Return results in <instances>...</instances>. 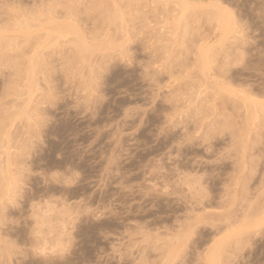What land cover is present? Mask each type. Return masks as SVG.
<instances>
[{
	"label": "rangeland",
	"instance_id": "1",
	"mask_svg": "<svg viewBox=\"0 0 264 264\" xmlns=\"http://www.w3.org/2000/svg\"><path fill=\"white\" fill-rule=\"evenodd\" d=\"M181 2L0 0V264H264V0Z\"/></svg>",
	"mask_w": 264,
	"mask_h": 264
},
{
	"label": "bare ground",
	"instance_id": "2",
	"mask_svg": "<svg viewBox=\"0 0 264 264\" xmlns=\"http://www.w3.org/2000/svg\"><path fill=\"white\" fill-rule=\"evenodd\" d=\"M182 1H184V0H182ZM183 3V7H184V5L186 4V0H185V3L184 2H181V4ZM225 5V4H224ZM224 5L222 6V7H218L217 9V11H215V13L217 14H215V19H216V21L215 22H217V24L219 25V28H221L223 31H224V33L225 34H227V33H234V31H235V33L237 32V27H236V21H235V19H234V16L232 15V11L230 10V9H227L228 7H224ZM221 6V5H220ZM183 7H182V9H183ZM222 31V32H223ZM206 44H208V45H210L209 43H206ZM204 45L203 47H201V49H200V55L202 56V58L204 57H206L207 58V56H206V54L208 55V53H206V52H209L208 50H210V49H208L207 48V45ZM201 45V44H200ZM200 45H199V48H200ZM203 45V44H202ZM209 47V46H208ZM208 49V50H207ZM199 50V49H198ZM199 54V53H198ZM199 56V55H198ZM199 59H201V58H199ZM205 60V59H204ZM207 60V59H206ZM205 74V73H204ZM218 89V88H217ZM221 90L223 89V88H220ZM29 91H30V88L28 89ZM219 91V90H218ZM31 93V91L29 92V94ZM241 94H242V102L245 104V106H247V107H250L251 108V110L255 113V114H257V110L259 109V108H264V103H262V102H259V101H257L256 100V98L253 96V95H250V94H246V93H244V92H242L241 91ZM29 98L31 99V95L29 96ZM29 98H27V99H29ZM30 99L27 101V100H24V101H26L25 103L27 104V102L29 103V101H30ZM28 105V104H27ZM11 125V124H10ZM13 125V124H12ZM3 146V147H2ZM0 145V147L2 148V150H3V152L2 153H5L6 154V167H7V169H5V171L8 173V175H7V173H5V175H7V177L5 176V179H6V183H5V188H6V190L7 191H10L13 187H14V179H12L13 178V176L11 175L12 174V172H11V170L8 168V165H9V162H11V161H8V160H10V159H8V156H9V158H10V155L8 154V152L10 153V149H8V147L6 146V144H3V145ZM8 150H10V151H8ZM1 152V151H0ZM4 154V155H5ZM4 155L2 156L3 158H5L4 157ZM1 156V155H0ZM1 157V158H2ZM5 164V163H4ZM10 164H12V163H10ZM4 166V165H3ZM10 166V165H9ZM5 168V167H4ZM2 170H4V169H2ZM10 170V171H9ZM4 171V172H5ZM9 172H11L10 174H9ZM10 194V193H9ZM9 194L8 193H6V195H8L9 196ZM48 205V204H47ZM49 209V208H48ZM50 210V209H49ZM263 211L260 213V215L258 216L257 214H255L256 216H258L257 218L255 217V215H254V217L256 218H254L253 216H247L246 217V215H244V217H242L243 219H245V218H250L251 219V217H253V219H254V221L252 220V222L251 223H249V221L248 220H244L240 225H239V223H238V225H239V227H240V229H241V227L242 228H245L246 230H247V228L249 227V226H256V225H258L259 226V224L260 223H264L263 221H264V208L262 209ZM48 214V213H47ZM259 214V213H258ZM241 218V220H243ZM238 225H237V228H238ZM234 227V226H233ZM234 228H236V227H234ZM234 228H232L231 229V227L229 228V229H231V230H233ZM236 228V230H238ZM251 228V227H250ZM228 229V230H229ZM235 230V229H234ZM239 231V230H238ZM228 232H230V230L228 231ZM235 232V231H234ZM59 235L61 234L60 232L58 233ZM220 240V242L222 243V240L221 239H219ZM219 240L218 241H216V242H214L215 243V245H217V246H215L214 244V246L212 245L207 251H206V253H205V256L203 257L204 259L203 260H205V263L206 264H219L218 262H217V257H218V253L217 252H219V250L218 249H220V248H218V246H220L221 244H218V243H220L219 242ZM58 241H59V239L57 240V243H58ZM217 243V244H216ZM210 245V244H209ZM218 248V249H217ZM217 256V257H216ZM204 263V264H205Z\"/></svg>",
	"mask_w": 264,
	"mask_h": 264
}]
</instances>
